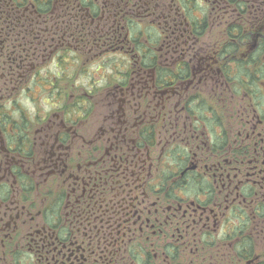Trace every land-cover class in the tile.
<instances>
[{
  "label": "flooded vegetation",
  "instance_id": "flooded-vegetation-1",
  "mask_svg": "<svg viewBox=\"0 0 264 264\" xmlns=\"http://www.w3.org/2000/svg\"><path fill=\"white\" fill-rule=\"evenodd\" d=\"M208 2L0 0V264H264V33Z\"/></svg>",
  "mask_w": 264,
  "mask_h": 264
},
{
  "label": "trees",
  "instance_id": "trees-1",
  "mask_svg": "<svg viewBox=\"0 0 264 264\" xmlns=\"http://www.w3.org/2000/svg\"><path fill=\"white\" fill-rule=\"evenodd\" d=\"M188 1V6L193 8L190 14L197 12L207 13L208 9L204 8L205 4L209 6V0H180ZM226 33L228 37L236 39V33H244V38L249 39L254 33H264V0H226ZM91 9L93 7H90ZM95 8V7H94ZM102 6L99 7L101 13ZM200 9V10H198ZM220 17V16H219ZM207 20L209 13H207ZM131 28L134 30H141L140 25L142 22L139 19L132 18L130 21ZM228 45H236V42L229 43ZM264 45V42L261 44ZM234 52V51H232ZM259 61H262L263 51L259 52ZM109 62L112 60L109 59ZM89 73L88 68L84 71V77Z\"/></svg>",
  "mask_w": 264,
  "mask_h": 264
},
{
  "label": "rangeland",
  "instance_id": "rangeland-1",
  "mask_svg": "<svg viewBox=\"0 0 264 264\" xmlns=\"http://www.w3.org/2000/svg\"><path fill=\"white\" fill-rule=\"evenodd\" d=\"M198 10H200V9H198ZM219 36H220L219 30H217L214 33H212V37L213 38H218ZM96 68H97V66H94L93 69H90L89 70L90 73L86 77H84V82L85 83L90 82L93 77H95L96 75H98ZM106 71H108V70H106ZM53 72H54V70H53ZM99 73H101V71Z\"/></svg>",
  "mask_w": 264,
  "mask_h": 264
},
{
  "label": "water",
  "instance_id": "water-1",
  "mask_svg": "<svg viewBox=\"0 0 264 264\" xmlns=\"http://www.w3.org/2000/svg\"><path fill=\"white\" fill-rule=\"evenodd\" d=\"M254 46H255V44H254Z\"/></svg>",
  "mask_w": 264,
  "mask_h": 264
}]
</instances>
